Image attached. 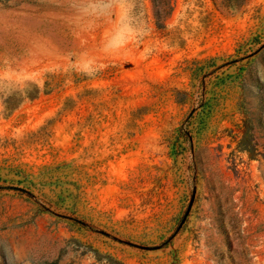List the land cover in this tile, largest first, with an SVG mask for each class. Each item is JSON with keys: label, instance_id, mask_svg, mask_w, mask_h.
Masks as SVG:
<instances>
[{"label": "rangeland", "instance_id": "rangeland-1", "mask_svg": "<svg viewBox=\"0 0 264 264\" xmlns=\"http://www.w3.org/2000/svg\"><path fill=\"white\" fill-rule=\"evenodd\" d=\"M0 264H264V0H0Z\"/></svg>", "mask_w": 264, "mask_h": 264}, {"label": "bare ground", "instance_id": "bare-ground-1", "mask_svg": "<svg viewBox=\"0 0 264 264\" xmlns=\"http://www.w3.org/2000/svg\"><path fill=\"white\" fill-rule=\"evenodd\" d=\"M123 26L124 27L118 29L117 31H115L114 28L109 27L103 32L100 39L96 40L95 35L92 32L95 31L96 25H89V30L87 29L85 32L82 31V33L79 32L80 34L75 37L76 39L74 40L72 49L81 53L82 61L86 59H93L95 56L100 57L102 55L110 56L118 62H132L136 58L141 59L148 50L147 42L145 40L143 41V31H140L141 29L132 30L131 28H128L127 25ZM61 59V56H53L52 52L49 53L45 50L39 49L34 55L21 62L20 71L25 76H29L32 74L34 69H37V67L52 66V68L59 69L61 67L65 68L68 66L70 68V65L63 64V62L59 63L58 61ZM64 60L65 59H63V61ZM104 66V63L98 65L93 74L101 71V68Z\"/></svg>", "mask_w": 264, "mask_h": 264}]
</instances>
